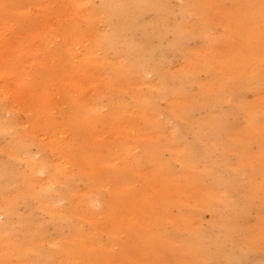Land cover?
<instances>
[{"label":"bare ground","instance_id":"bare-ground-1","mask_svg":"<svg viewBox=\"0 0 264 264\" xmlns=\"http://www.w3.org/2000/svg\"><path fill=\"white\" fill-rule=\"evenodd\" d=\"M33 1L39 0H0V137L13 130L3 151L25 163L21 174L12 161L3 164L4 170L0 168V193L4 196L0 214L5 215L0 221V260H6L4 256L11 250L10 255L17 256L20 264H29L24 258L30 250L38 258L30 264L82 261L115 264L117 258L122 264H141L149 257L158 263L161 250L165 253L174 250L182 264H220L223 261L243 264L247 255L235 258L237 242H232L236 240L241 220H236L237 216L225 217L220 210L240 194L239 175L229 176L226 185L216 174L218 162L212 158L217 141L227 148L237 142L239 135L236 126H228L223 116L198 121L194 114L208 105L219 106L239 88H264V73L257 64L264 60V46L260 53L263 57L255 60L243 55V63H237L240 71L224 68L213 94L207 90L197 96L192 95L190 87L198 84V69L166 70L164 54H158L153 45V40L171 32L173 39L168 46L184 50L186 40L207 32L206 26L204 30L187 32L184 23L168 28L166 25L164 29H167L159 32L158 25L166 23L161 17L169 11L171 0H100L98 6L95 0H64L67 10L52 12L45 5L40 8L44 13L42 17L30 14ZM258 4L262 8L256 9L257 13L263 18L264 0H258ZM255 6L256 3L247 8L251 21H255ZM68 11L64 18L60 17ZM181 11L184 14L193 11L202 23L205 21L203 5L200 7L195 0H188ZM52 15L62 21L66 16L71 19L67 26L58 24L55 31H49L46 20L42 33L45 42L51 40L48 44L57 45L54 56L65 65L70 61L64 70L61 62L48 65L47 52L42 53L46 56H41L39 51L35 53L42 59L39 65L32 64L34 59L30 60L33 57L29 52L35 51L33 46L38 40L32 27ZM150 15L154 18L149 19ZM9 18L29 23L21 41L17 33L10 38L4 34ZM63 37L58 44L57 39ZM149 73L154 74V81L147 78ZM134 79L140 81L138 86L142 92L134 93L127 102L123 92ZM99 80L104 84L96 90ZM55 91L59 92L55 94ZM59 93L67 95L68 100L57 102ZM165 99L170 108L168 117L159 109L160 101ZM179 100L181 107L177 106ZM67 104L69 107L65 109ZM240 108L250 129L255 128L261 120L256 108ZM18 110L23 118L18 116ZM124 114L133 116L127 128L129 132L138 126L147 132L146 136H141L145 143L122 136ZM170 120L175 121L170 134L161 142L155 141L152 136L164 135ZM108 132L112 134L108 137L110 141ZM188 134L193 135L191 142H188ZM35 142L43 143L36 147L39 158L32 153ZM165 150L185 165L188 187L202 188L206 178L211 177L215 189L223 191V195L219 191L209 192L206 202L216 215L218 238L198 223L192 224L191 220L181 217L189 232L184 239L178 225L164 210L156 213L147 204L133 206L126 200V191L132 197L139 195L134 189L130 190V173L145 172L148 165L154 179L162 180L165 174L173 176L172 163L163 157ZM200 164L204 168L198 171ZM44 173L46 176H42ZM78 182L84 183L82 190ZM13 183L22 187L16 193L18 200L37 204L41 214L50 212L52 228L41 224L40 217L33 216V211L23 218L16 215L17 201L6 192ZM111 185L115 187V195L110 198L113 193L109 194L107 187ZM175 186L179 187L177 182ZM116 204L122 210L116 211ZM247 208L244 204L236 207L235 212L244 215ZM36 224L38 232L34 229ZM168 224L173 228L170 232ZM115 248L119 249V254H115ZM130 253L136 254L137 261L132 260Z\"/></svg>","mask_w":264,"mask_h":264},{"label":"rangeland","instance_id":"rangeland-1","mask_svg":"<svg viewBox=\"0 0 264 264\" xmlns=\"http://www.w3.org/2000/svg\"><path fill=\"white\" fill-rule=\"evenodd\" d=\"M159 1L163 2L164 0ZM187 2L188 0H171L169 11L161 17V20L166 19V23H160L158 25V31L163 32V30H166L168 27L184 23L186 24L185 29L187 32L191 29L196 32L200 28L201 30H204L206 26V34H204V36H199L197 34V36L195 35L191 39L186 40L184 50H173L168 46L173 39V34L171 32H168L164 37L153 40V45L158 49V54L161 52L164 54V58L167 61L165 66L166 70L179 72L184 69L189 70L190 68L191 70L198 69V84L190 87V89L193 90L191 92L192 95L198 96L202 91H206L207 93V90L209 93L213 94L214 89L217 87L216 82L218 81L220 71L224 68L230 67L235 69L233 71H240V67L237 63H243V55H249L255 60L258 59V56L263 57V54L260 53L261 48L264 46V17H260L256 10L262 7L258 4V0H195V3L199 4L200 7L203 5L204 11L202 16L205 18V21L202 23L199 15L193 11H188L185 14L182 13L181 8L184 7ZM33 3L34 4L29 7V10L31 11L30 14L32 13L35 16H38V14H40L41 17L43 16L44 13H42L40 8L45 5L48 6V11L52 12L62 11L63 9L67 10V6L63 4L64 0H39L33 1ZM94 3L98 6L100 0H95ZM255 3V21H251L250 14H247V8L251 5L253 6ZM189 9H191L190 6L188 7V10ZM68 13L69 11L65 14L63 13L60 17L62 18ZM153 18V15L149 16V19ZM9 19L10 21L8 20L9 24L5 26L6 29H4V34L10 38L11 35H16L17 33L19 34L21 41L26 36L25 33L27 32L29 23H22L14 18ZM46 20L48 21L49 31H55L58 24L61 26H67L71 19L66 16L62 21L59 17L52 15L46 18L44 17L40 22H37V25L33 26L32 29H34L33 35L37 36L38 40H36L33 46L35 47V51L29 52L33 57L30 60L32 61V59H34L32 64L39 65V61L41 62L42 59L36 56L35 53L39 51L41 56H46L42 55V53L47 52V55H49L48 57L50 58L48 65L52 66L54 64H60L61 62L64 70L70 61L65 62L66 66L63 61L54 56L57 45H54L53 43L48 44L51 40L45 42L42 39ZM166 25L167 28L164 29ZM61 39H64V37L57 39L58 44L62 41ZM247 39L251 40L248 41ZM111 60L114 61L113 57H111ZM257 64L260 71L264 73V60L258 61ZM93 72L97 73V71ZM104 77L105 76L102 74L101 78ZM147 78L151 82L152 80L154 81L155 76L154 74L149 73L147 74ZM103 84L104 83L99 80L97 84H95V89L97 90V87L103 86ZM130 84L131 86H128L123 92V99L127 102L131 101L134 93L138 94L140 91L142 92V89L138 86V84H140L138 79L132 81ZM147 85H149V83ZM235 87L239 88L238 85ZM143 88L146 90L145 86ZM57 92L55 91V94ZM235 92V94L229 96L228 99H225V102H221L217 107L213 108L208 105L199 108L194 116L198 121H206L213 116H223V120L228 126H236V131L239 135L236 138L237 142L234 143V145L225 148L217 141V144H215L214 147L215 150L212 153L213 160L218 162V165L215 166V172L225 180L226 185H228L227 180L229 176H232V174L239 175L237 180L240 185V194L229 200L230 203L228 207L224 208V206H221L220 210L225 217L237 216L236 220H241V222L239 221L240 225L237 228V233L235 235L236 240L232 241L233 244L237 242L235 258L238 259L241 254H246L247 256L243 264H264V88H239ZM59 94L60 95L56 96L57 102L62 103L68 100L69 97H67V95L62 96V93ZM168 104L169 103L166 99L161 100L159 104V109L162 113L164 112V115L167 117L169 115L167 112L170 111ZM64 106L65 109L69 107L68 104ZM177 106H182L181 100H179ZM241 106H254V108H256V114L261 116V120L256 124L255 128L250 129L248 126L244 112L240 108ZM17 114H19L18 116L20 118H23V113L21 111L18 110ZM125 115L126 114H124V116ZM164 115L162 117H164ZM124 116V121H121L124 123V126L121 129L123 132L122 136L126 137L128 140L145 143L144 140L141 139V136H146L147 132L145 133L141 126H138L129 132V129L127 128L129 127L133 116L126 115V118H124ZM174 124L175 121L170 120L166 126L167 130L164 131V135H161L160 137L152 136V138L157 142H161V140L165 138V135L170 134L171 127ZM99 129H102V127L99 126ZM89 131L92 132V129H89ZM12 135L13 130H9L6 135L0 137V168L1 170H4L3 164L7 161H12L17 164V168L21 174L25 167L24 160L21 161L20 159V161H17V158L13 157V155L11 156L9 152L7 153L3 151L11 140ZM110 135H112L111 132H108L107 138L110 137ZM107 140L110 141L109 138ZM192 140L193 135L188 134V142H191ZM32 144V153L35 154L37 158L41 157L40 154L36 155V147L43 143L35 142ZM48 151L52 156L49 148ZM162 153L164 160L172 163L170 172L173 176L165 174L166 176L163 177L162 180L154 179V174L150 171L148 165L145 166V172L141 170L142 173H130V185H132L130 190L134 189V192L139 195L132 197L131 194L126 191V200L131 202L133 206H135V203L139 204L138 206L141 207L147 204L150 209H155L156 213H160L164 210L166 214L169 215L168 217L178 225L179 233H181V236L184 239L189 236V232L183 224L181 217L191 220L192 224L195 223L196 225V223H198L202 229L210 232L212 236H217L218 238L220 233L219 226L217 222H215L216 215L212 212L209 206H206V202L209 200L208 193L219 191L215 189V185V187L212 185L213 179L207 177L205 185L201 186L202 188L195 189L194 187H188L187 182L189 175H186L187 171L185 170V165L173 159L172 153L169 150H165ZM200 165L198 171H201L204 168L202 164ZM46 174L44 173L42 176H46ZM150 182H152V185ZM175 182L178 183L179 187L175 186ZM78 183L80 184L79 189L82 190L84 188V183ZM21 189L22 187L19 183H13L6 189L8 195L17 201L14 207L16 215L23 218L27 217L29 212L33 211V216L40 217L41 224L52 228V217L49 214L50 212L47 214H45L46 212L41 214L37 211V204L23 199H17L18 197L16 196V193ZM107 191L109 194L113 193L110 195V198L115 195V187L113 185L107 187ZM121 191L123 192V188H121ZM219 192L223 195L222 190ZM108 199L109 197H107V200ZM3 201L4 196L0 193V203ZM62 204L65 203L62 202ZM244 204L248 205L246 212L244 215H238L240 213L235 212L236 207H242ZM118 210L122 209L116 204V211ZM127 210L128 208H125L126 212H128ZM123 215H126V213ZM123 217L124 216H122V218ZM4 219L5 215L0 214V221H3ZM34 226L35 232H38L39 225L36 224ZM172 229L171 225L168 224L167 230L170 232ZM0 245L2 247L1 238ZM114 251L115 254H119L118 248H115ZM10 252L12 251L10 250L9 253L4 256L7 262L6 260L1 259L0 264H20V259H18L17 256H13V254L10 255ZM25 256L24 259L27 260L29 264L38 260L35 252L30 250L25 253ZM159 256L160 261L158 263L153 262L149 257L148 260L143 259L141 264H182L181 259H178V255L174 253V250H172V253H165V251L161 250ZM130 257H132V260L137 261L135 253H130ZM78 264L85 263L82 261ZM115 264H122L121 259L117 258ZM220 264H226V262L223 261Z\"/></svg>","mask_w":264,"mask_h":264}]
</instances>
